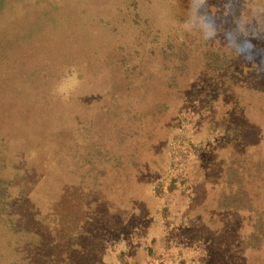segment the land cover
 I'll return each mask as SVG.
<instances>
[{"label": "rangeland", "instance_id": "1", "mask_svg": "<svg viewBox=\"0 0 264 264\" xmlns=\"http://www.w3.org/2000/svg\"><path fill=\"white\" fill-rule=\"evenodd\" d=\"M0 264H264V0H0Z\"/></svg>", "mask_w": 264, "mask_h": 264}, {"label": "trees", "instance_id": "2", "mask_svg": "<svg viewBox=\"0 0 264 264\" xmlns=\"http://www.w3.org/2000/svg\"><path fill=\"white\" fill-rule=\"evenodd\" d=\"M27 22V20L25 22H23L22 24H25ZM22 24H18V22L14 21L12 23V25H14V28L17 29L19 26H21ZM24 27H26L25 25H23ZM26 30L27 32H30V38L31 39H34V38H38L40 37V30L41 28L38 27V26H34V25H28L27 24V27H26ZM4 36L6 37H11L13 36L14 38H25L27 34H24V33H21V32H18L14 29H9L7 33H3ZM257 232L254 233V236H257ZM257 238V237H256Z\"/></svg>", "mask_w": 264, "mask_h": 264}]
</instances>
